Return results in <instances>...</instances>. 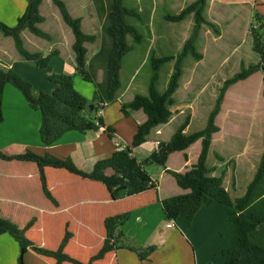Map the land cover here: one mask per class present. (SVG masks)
<instances>
[{"label": "trees", "instance_id": "1", "mask_svg": "<svg viewBox=\"0 0 264 264\" xmlns=\"http://www.w3.org/2000/svg\"><path fill=\"white\" fill-rule=\"evenodd\" d=\"M59 9L64 22L73 30L75 43L73 51L76 56L75 72L81 75L85 81L96 85V98L98 105H88V100L80 94L74 85V77L71 74L50 73L48 79L56 85L52 93L40 92L35 97L33 86L24 80L14 69L0 70V124L4 122L3 100L7 85H12L24 96L31 109L41 114V125L39 128L40 141L43 147H53L61 139L71 133L79 132L85 134L90 131L98 132L104 130L113 138V129L107 127L101 117L92 118L91 112L98 110L102 104L116 101L117 93L121 88L120 70L123 58L130 51L127 36L131 35L135 40L139 39L134 27L128 25L125 17L131 13L123 6L122 0H94L99 16L103 20L102 47L96 56L88 63L87 43H94L96 36L86 35L81 29V19H74L66 4L62 0H52ZM43 0H31L29 7L19 20L16 27H9L0 22V31L6 37H12L19 53L23 58L32 62L36 67L47 70L50 67L52 56L57 52H51L44 56L41 53H30L23 45L22 32L28 29L34 35L48 40L50 37L42 31L38 25L44 22L40 14ZM209 0H197L187 8L183 9L177 16H169L167 19L173 22L185 20L193 15L195 26L192 36L183 46L182 53L178 56L174 72L165 92L160 93L156 89V77H153L148 96L137 95L128 105H123L122 112L129 116L128 111H143L147 116L145 123L138 126L132 146L126 147L124 151H114L112 155L96 163L90 172L80 169L73 159L60 158L51 153L39 155L31 150L16 155H6L0 152V159L4 161H21L37 165L45 197L56 207L59 202L48 187L46 168L65 170L83 180H90L103 184L109 191L114 201L157 190L158 185L153 181L147 168L158 165L166 168L171 154L183 152L198 141L202 142V150L198 161L186 173H178L168 170L172 174L179 187L189 190V193L161 200L163 212L168 221H177L186 217L192 223L194 217L201 208L219 203L227 208L228 220L235 228L231 245L228 249L226 259L221 264H264V246L257 241V229L264 224V216L254 213L250 205L254 199V190L259 185L257 178L248 187L243 197L233 199L223 185L222 177H214L212 170L207 166L210 149L214 134L219 132L216 124L217 116L221 111L226 92L230 87L240 81H244L257 72L264 73V17L255 14V25L251 27L252 48L259 56V62L243 67L242 71L228 79L220 88L215 107L210 113L208 124L205 129L188 134L185 133L189 125L188 119L182 124L170 142H161L158 149L148 158L139 160L135 157L134 150L148 141L151 132L160 126L168 124L173 116L171 106L174 103V95L180 87L183 76L182 61L188 55L202 59L197 51L196 41L201 29L214 24L205 18V11ZM172 58H164L157 63L169 61ZM98 64V65H97ZM156 66L160 64H155ZM93 70L94 72H92ZM102 71L103 80L98 82V73ZM90 107V108H89ZM88 108L90 111L88 112ZM262 169L259 170L258 175ZM131 213L126 212L110 216L105 219L104 226L106 237L101 249L93 255L88 262L83 263L65 252V249L73 239V233L68 226L57 250H49L37 246L27 238L26 233L34 226L35 219L31 220L24 228H19L11 221L0 216V233H8L20 247V257L17 264H25V256L29 251L38 255L53 258L56 264H94L101 261L105 256L114 251L122 249L135 252L142 260H148L156 251L155 246L147 249H137L126 243V235L121 228L129 222Z\"/></svg>", "mask_w": 264, "mask_h": 264}, {"label": "rangeland", "instance_id": "2", "mask_svg": "<svg viewBox=\"0 0 264 264\" xmlns=\"http://www.w3.org/2000/svg\"><path fill=\"white\" fill-rule=\"evenodd\" d=\"M24 1L27 2V11L31 0ZM62 1L66 4L70 15L74 19H84L83 24L81 20V29L83 33L97 37L94 44L90 43L91 50L89 53H94L99 47L94 56L92 58L89 57V59L92 60L102 47L103 20L98 13H95L94 18L97 21L95 24L96 27L89 24L91 16L89 9L86 6L87 0ZM196 1L197 0H122L123 6L131 11V13L125 17V21L128 25L134 27L139 39L135 40L133 36H127V43L130 47V51L123 58L122 68L120 70L121 88L119 94H123V97L120 99L121 101L116 99V101L109 103L106 107L110 108L109 111L112 112L115 118L118 116V110H114V108H119L121 110L120 116H123L126 119L131 116H126L122 112L123 105L131 103L137 95L148 96L149 87L153 77H156L155 85L157 91L160 93L166 91L174 72L177 58L182 53L185 42L192 36L195 26L193 15H190L180 22H173L167 18L169 16L179 15L183 9ZM10 2V0H0V8H12V5L9 6ZM261 2H264V0H210L209 6L205 11V18L212 23L214 22V27L208 25L204 26L196 41L197 51L202 55V59H197L193 55H188L182 61L183 76L180 80V87L173 97L174 103L170 107L173 112L171 120L174 119V121L170 125H167L166 127L164 126L160 135H156L154 131L150 137L151 139H159L165 143L170 142L180 126L184 124L187 119L189 121L187 128L188 134L206 128L208 118L215 107L220 88L223 84L235 74L241 72L243 67L248 68L251 64H255L258 61V55L252 49V37L250 31L252 25L254 26L256 23L254 19L255 14L259 13L260 16L264 17V7L256 6ZM209 7L213 8L212 12ZM26 11L24 12V15ZM42 13L48 18V21L43 25L39 24L38 27L50 37V23L54 22V20L57 22L59 17L62 21L63 18L52 0H44ZM64 24L70 32L69 36L75 41L73 30L65 22ZM5 25L10 27L8 24ZM15 25L17 26L18 23ZM0 35L4 39V44H2L3 52H0V56L2 60H4L2 64L13 65L14 68L12 69H14L21 78L28 82L33 81L37 87L40 85L41 81L42 85L44 82H49L46 70L36 67L32 62H27L17 50L15 41L12 37H5L1 31ZM48 40L51 39L49 38ZM57 44L58 43H56V45ZM23 45L28 52L35 53L37 51L44 56L50 55V50L53 49L52 43L34 35L29 30L24 34ZM62 49L61 56L56 54L51 58V65L55 69L53 71L56 74H62V64H71L69 62L71 61L70 52L66 47H62ZM87 55L89 56V54ZM164 58L172 59L157 63ZM155 64L160 65L156 66ZM0 69L6 70L4 66H0ZM91 71L94 72L93 70ZM100 72L98 75H101V77L99 76L100 78H98V82L101 83L103 80V73L100 74ZM72 73L76 90L88 100V105L96 104L95 106H97L99 100L96 98V85L92 82L85 81L78 73ZM193 75L195 77L198 76L199 81L195 78L189 81ZM17 100V97L16 99H13L11 96H7V104L4 105L3 113L5 121L0 124V152L6 155H11L24 153V151L29 149L36 154H40L37 148L41 144L39 135V118L37 119V116L34 114V112L38 111L31 109L26 101L25 106L19 105ZM230 103L231 102L228 101L224 107L225 113L222 118L223 123L228 120L227 109L231 107ZM89 108L88 112L90 111ZM242 108H245V106ZM25 109L28 110V115H23ZM29 110H31L32 113ZM13 111H17V116L13 119H17L16 121H18L21 115H23L19 119V122L24 120L29 123L28 132H24V138L20 140H17V135L20 130L17 129V122L14 123L11 116ZM128 112L131 113L133 111ZM90 114L92 118H97L95 111ZM38 115L41 116L40 113ZM135 120H137L136 117ZM24 126L26 125L24 124ZM78 134L80 133L78 132ZM225 135L227 136L229 134ZM219 141L220 140H217L215 144L212 142L207 166L210 169H213L219 164V168L223 167V170L225 171L230 167V156L228 155L229 153L227 154L224 152L222 148L223 146H221ZM119 142L121 145L125 146V143L122 142L121 138L119 139ZM27 144L28 147L25 146ZM41 146L43 145L41 144ZM136 150H138V148H136L135 151ZM201 150L202 142L201 145H195L190 151L191 154H193L192 158L194 161H197L199 157V155L194 156V154L198 151L201 153ZM141 151H149V146H143V149L140 150L139 154L142 153ZM218 157H223V160L219 162ZM0 163L4 164L1 161ZM180 165V159L176 155V157L173 158L170 169L172 171H178ZM152 166H155L157 170L163 168L158 165ZM219 168L217 169V172H219ZM11 169L12 170L9 172L7 170H1L7 171L3 176L6 177L11 174L16 176L26 173V169L23 170L21 167L13 166ZM213 172L214 170H212V173ZM33 174L34 170L33 168H30V175L33 176ZM56 177L57 176L52 175L51 173L49 174L50 189L52 188V184H54L53 179ZM72 178H75L74 180H77L76 182L78 184H72L68 189L91 191V187L85 186L88 185L85 181L82 182L81 179L74 176ZM16 182V180H14L13 183L9 179L3 180L4 186H8V192L10 193L15 192L14 186L17 184ZM19 183H21L20 180ZM65 183L68 184L69 180L65 181ZM159 184L161 186L160 196L162 198L172 197L180 193L176 179L172 174L163 176L161 180H159ZM30 189L32 195L35 196V199L39 204V208L44 209L45 214H39L41 221L40 225L30 230L26 235L27 238L39 247L49 250H57L65 235L66 227L68 226L69 231L74 232L77 236V240L72 245L69 253L73 258L83 263L88 262L89 259L100 250V237L104 230V225L101 224L100 220L103 215L114 216L115 214L130 212L132 218H130L129 222L126 223L121 230L125 232L126 243L135 248L138 247L137 249L148 248L142 247L141 242L155 246V241H157L161 235L164 237L166 236L165 231L169 232L168 238H171L172 234H174L173 237H176V233L168 228L166 229L165 225L162 223V220L168 222L162 207L160 211H155L154 209L144 211L142 208H139L137 203H125V201H122V204L119 202V204H112L110 206H105L104 208H94L90 213L93 219L89 222V225H91L89 228L81 227V224L78 225L77 223L75 226L73 223L72 228H70L69 223H66L67 217L70 216L63 211H56L51 202L44 197L41 187H39L33 179L30 180ZM64 189L65 188H61V190ZM105 192L106 188L104 186L102 193L99 189L94 188V194L98 195L93 194V197L101 198ZM52 193L54 194V192ZM61 199L64 200L66 197L61 194ZM14 213L20 218V224L18 225L12 220H9L15 223L19 228H23V224H26L27 221H25V217H28V220L33 218V214L29 211H19ZM139 217H143V220L140 221ZM174 229L176 232H179L176 228ZM11 240L13 241V245H9L5 248H2L0 242V264L18 263L20 247L13 238H11ZM164 250L165 248L162 249V252ZM37 258L40 257H38L35 252L31 251L28 256H25V264H36ZM41 260L44 259L41 258Z\"/></svg>", "mask_w": 264, "mask_h": 264}, {"label": "crops", "instance_id": "3", "mask_svg": "<svg viewBox=\"0 0 264 264\" xmlns=\"http://www.w3.org/2000/svg\"><path fill=\"white\" fill-rule=\"evenodd\" d=\"M11 7H2L0 8V21L5 24L10 25V27H15L18 23V20L24 15V12L27 8V2L24 0H10ZM210 0L208 2L209 6ZM44 5V0L42 2L40 12L42 17L44 18V22L41 24H45L48 21V18L43 15L42 7ZM87 8L90 12V25L96 27V19L94 18L95 13H98L94 0H87L86 4ZM258 7H264V2L257 4ZM210 8V7H209ZM211 12L213 8H210ZM99 14V13H98ZM83 24V18H80ZM13 24V25H12ZM214 24V22H213ZM49 32L51 33L50 39L48 42L53 44V49L50 52H57L61 56V51H63L62 47H66L70 52V60L71 64H62V74H71L75 72L76 67V56L73 54V45L75 41L71 39L69 36V31L65 27L63 20L61 21L60 17L57 22H51L49 25ZM28 29L24 30L21 34L22 39L24 37L25 32ZM6 37V36H5ZM45 40V39H44ZM0 52H3L2 44H4V39L0 35ZM56 43H58L56 45ZM94 44V43H92ZM88 49V63H90L91 59L89 57H93L94 54L90 52V43L87 44ZM253 49V48H252ZM38 50V49H35ZM40 53V52H35ZM4 60H2L0 56V66H4L6 70L14 68L13 65L2 64ZM28 62V61H27ZM259 62V56L258 61ZM255 63V64H256ZM98 65V64H97ZM200 65V64H198ZM1 70V69H0ZM55 70L51 63L50 67L46 70L48 75L50 73H54ZM102 72H100L101 74ZM101 75H98L100 78ZM195 78L199 81L198 76H191V81ZM25 80V79H24ZM30 81V80H29ZM33 84V95L37 97L40 92L52 93L56 89V85L51 84V82H44L42 85V81L38 87L35 85L33 81H30ZM35 88V89H34ZM76 88V87H75ZM120 90L117 93V99H122L123 94H119ZM189 92V90H188ZM7 96H11L13 99H16L19 105L25 106V98L23 95L15 89L12 85H7L4 92V100H3V109L4 105L7 104L6 99ZM23 97V98H22ZM23 99V100H22ZM121 101V100H120ZM230 103V108L227 109L228 120L223 123L222 118L225 113V105L227 102ZM27 102V101H26ZM96 105V104H94ZM245 106V108H242ZM106 108V107H105ZM103 110V114L100 116L107 127H111L114 131L112 135L117 136L119 139L121 138L122 142L125 143V147L132 146L133 139L135 134L137 133L138 126L145 123L147 120V116L143 111H133L130 113V117L126 119L121 115V110L119 108H114V110H118V116L115 118L112 112L109 111V107ZM29 109V108H28ZM31 111V110H29ZM32 113V111H31ZM28 115L29 112L27 109L24 110L23 115ZM39 118V125H41V116L38 115L39 112H34ZM21 115V117L23 116ZM12 119L17 116V111H13L11 113ZM20 117V118H21ZM135 117L137 120H135ZM227 117V116H225ZM19 118V119H20ZM16 121L17 119H13L14 123L17 122V129L20 130L18 132V139L24 138V132H28V121ZM5 121V118H4ZM174 121L171 120L168 124L155 128L148 137V141L143 145L149 146V151H141L143 146L138 147V150H134V156L142 159L148 158L154 151L158 149V146L162 140H153L150 137L155 131L156 135H160L163 131V127L170 125ZM4 123V122H3ZM24 124L26 126H24ZM216 124L219 127V132L214 134L213 136V144L216 143L217 140H220L221 146H223L224 152H226L230 157V167L223 170V167L219 168L216 166L211 169L214 170L212 173L214 177H222L223 185L226 190L230 193L233 199H237L243 197L248 187L251 183L257 178L259 180L258 187L254 190V199L251 208H254V213L264 216V73L257 72L247 78L244 81H240L237 84L233 85L226 92L224 101L221 107V111L216 119ZM1 126V125H0ZM40 128V126H39ZM188 128V127H187ZM188 129L185 130L187 133ZM229 134V135H225ZM14 139V138H13ZM195 145H201V141H198L194 145H192L189 149L183 152H175L170 155L169 160L167 162L166 168H155V166H149L147 172L152 177L153 181H155L158 185L157 190H150L145 193L126 197L120 199L118 201H114L111 198V195L107 188L101 184L96 183L90 180H83L75 175L68 173L65 170L46 168L45 173L47 176L48 187L49 186V174L57 176L53 179L54 184H52L51 192H54V197L59 202V206L55 207L56 211L65 212L70 217H67L66 223H69L70 228H72L73 223L74 226L77 223L81 224V227L89 228L90 221L93 217L90 215L91 211L94 208H104L105 206H110L112 204H116L122 201L127 202H135L138 204L139 208H142L144 211L149 209H154L155 211L161 209L162 204L161 200L171 198H162L160 196L161 186L159 184V180L163 176L170 175L168 170L170 169L173 158L179 157L180 166L178 173H186L191 167L197 163V161L193 160V154H191V150ZM28 147V144L25 145ZM39 155H45L46 153H51L60 158H71L75 162V164L82 170L90 172L93 170L96 163L100 160L109 158L112 153L115 151V147L112 142V136L104 130H100L98 132L90 131L85 134H78V132H71L65 135L61 141L53 147L47 148L38 146ZM29 150V149H27ZM26 150V151H27ZM24 151V153L26 152ZM180 153V154H178ZM195 153V152H194ZM22 154V153H19ZM16 155V154H11ZM200 155L199 151L194 154V156ZM199 158V157H198ZM223 157H218V161L221 162ZM0 216L7 220H12L13 222L20 224V218L14 212H23L29 211L33 214V218L28 220V217H25L26 224H23V228L33 219H35L34 226L30 229L32 230L35 227L40 225V217L39 214H45V210L39 208V204L35 199V196L32 195L30 189V180H34L39 187L42 189L39 169L36 164L29 162H21V161H4L0 160ZM182 161V162H181ZM195 162V163H194ZM17 166L26 169V173H22L21 175H8L4 177L5 172H9L11 167ZM224 166V165H220ZM33 168L34 174L30 175V168ZM219 168V172L217 169ZM262 169L260 176L258 175L259 170ZM7 170V171H1ZM64 171V172H63ZM172 171V170H171ZM13 172V171H11ZM66 173V174H65ZM7 175V174H6ZM61 175V176H60ZM76 177L82 180V182H86L85 186L91 187V191H77L68 189L72 184H78L74 180ZM62 177V178H60ZM9 179L13 183L16 180L17 184L15 187V192H8V186H4L3 180ZM19 180L21 183H19ZM69 183L66 184L65 181ZM81 182V183H82ZM177 183V182H176ZM58 184V185H57ZM178 185V184H177ZM103 186L106 188V192L103 193L101 198H94V188H97L103 191ZM179 187V186H178ZM61 188H65L61 190ZM245 188V189H244ZM176 189V188H175ZM180 193L178 195H184L189 193V190H184L181 187L178 189ZM43 192V191H42ZM44 194V193H43ZM61 194L66 197V199H61ZM98 195V194H94ZM175 195V196H178ZM84 196V197H82ZM45 197V195H44ZM174 197V196H172ZM46 198V197H45ZM47 199V198H46ZM122 204V203H121ZM163 210V208H162ZM82 213V215H81ZM126 213V212H125ZM122 214V213H121ZM117 215V214H115ZM165 215V214H164ZM163 216V215H162ZM110 216L103 215L101 217V224L104 225L105 219ZM132 218V214H131ZM140 221L143 220V217H139ZM150 219V218H148ZM9 220V221H10ZM11 221V222H12ZM24 221V222H25ZM12 222V223H13ZM14 223V224H15ZM162 223L165 225V228L172 230L175 232L176 237L168 238L169 232L165 231L166 236H160L157 241H155V246L157 247L156 251L151 255L148 260L142 261L135 252L130 250L122 249L119 251H114L108 253L105 258L101 261H97L94 264H221L225 261L228 249L231 245L235 228L233 224L228 220L227 208L219 203H214L210 206H206L200 209L197 215L194 217L192 223L188 222L185 217L179 218L175 221V227L179 232L172 227L171 221L162 220ZM16 225V224H15ZM22 229V228H21ZM30 230L28 232H30ZM27 232V233H28ZM26 233V235H27ZM73 233V239L65 249V252L69 255L70 249L72 245L77 240V236ZM125 234V232H124ZM257 241L264 246V224L257 229L256 232ZM8 233H0V242L2 248L8 247L9 245H13V241ZM106 237V230L104 226V230L100 237V245L99 249H101L103 245V241ZM15 240V239H14ZM142 247H149L152 244L141 242ZM138 248V247H137ZM165 250L162 252V249ZM140 249V248H139ZM142 249V248H141ZM31 251H29L26 255ZM38 257L36 264H56V261L53 258L44 257L42 255L36 254ZM71 256V254H70ZM76 257V256H75ZM44 259V260H41ZM77 258V257H76ZM70 264V263H63Z\"/></svg>", "mask_w": 264, "mask_h": 264}, {"label": "built area", "instance_id": "4", "mask_svg": "<svg viewBox=\"0 0 264 264\" xmlns=\"http://www.w3.org/2000/svg\"><path fill=\"white\" fill-rule=\"evenodd\" d=\"M105 107H106V104H102L100 107H98V110L96 111L97 117H100L103 114V109ZM112 142L115 146L116 151H124L125 150L126 147L121 145V143L119 142V138L117 136L113 135ZM171 225L173 227H175V221H171Z\"/></svg>", "mask_w": 264, "mask_h": 264}]
</instances>
